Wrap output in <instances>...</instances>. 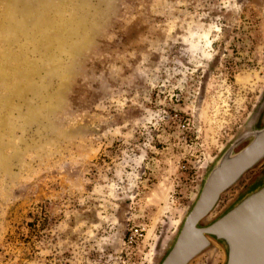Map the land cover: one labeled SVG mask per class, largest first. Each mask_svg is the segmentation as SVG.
I'll return each instance as SVG.
<instances>
[{
    "label": "rangeland",
    "instance_id": "1",
    "mask_svg": "<svg viewBox=\"0 0 264 264\" xmlns=\"http://www.w3.org/2000/svg\"><path fill=\"white\" fill-rule=\"evenodd\" d=\"M263 94L264 0H0V264H157Z\"/></svg>",
    "mask_w": 264,
    "mask_h": 264
},
{
    "label": "water",
    "instance_id": "2",
    "mask_svg": "<svg viewBox=\"0 0 264 264\" xmlns=\"http://www.w3.org/2000/svg\"><path fill=\"white\" fill-rule=\"evenodd\" d=\"M249 141L239 151L241 139ZM208 170L166 252L157 264H188L216 242L223 264H264V174L242 190L216 217L204 222L220 194L264 157V126L242 134Z\"/></svg>",
    "mask_w": 264,
    "mask_h": 264
},
{
    "label": "flooded vegetation",
    "instance_id": "3",
    "mask_svg": "<svg viewBox=\"0 0 264 264\" xmlns=\"http://www.w3.org/2000/svg\"><path fill=\"white\" fill-rule=\"evenodd\" d=\"M263 115H264V94L262 96V99L260 100V102L258 103V105L255 107V109L250 113V115L248 116V118L244 121V123L241 125V127L238 129L237 133L235 134V136L232 138V140L229 142V144L224 148V150L221 152V154L230 149L231 148V145L233 143H235V141L237 140V138L239 137H242V134H251L253 131L255 130H259L260 128H262L264 126V122L261 123V120L263 118ZM249 141V137L247 138H244V139H241L239 140L238 142L235 143L234 147L232 148V150L234 152H237L239 151L241 148H243L244 146H246V144L248 143ZM220 154V155H221ZM219 155V156H220ZM218 156V157H219ZM218 157L214 160V162L212 163V165L216 162V160L218 159ZM264 160V157L261 158L254 166H252L251 168H249L248 170H246L240 177L239 179L234 183L232 184L231 186H229L228 188H226L219 196L218 200H217V203L221 197V195L226 192L228 189H230L231 187H233L234 185H236L241 179L242 177L248 173L251 169H253L254 167H256L260 162H262ZM212 165L210 166V168L212 167ZM209 168V169H210ZM208 172V171H207ZM207 174V173H206ZM261 174H264V171L258 173L246 186H244V188L242 190H244L249 184H251L253 181L256 180V178L261 175ZM206 176V175H205ZM205 179V178H204ZM204 181V180H203ZM203 183V182H202ZM202 185V184H201ZM216 203V204H217ZM216 206V205H215ZM214 206V207H215ZM214 209V208H213ZM212 212V211H211ZM210 212V213H211ZM205 251V250H204ZM203 251V252H204ZM202 253V252H201ZM200 253V254H201ZM197 257V256H196ZM193 260V259H192ZM191 260V261H192ZM190 261V262H191ZM189 262V263H190ZM188 263V264H189Z\"/></svg>",
    "mask_w": 264,
    "mask_h": 264
},
{
    "label": "built area",
    "instance_id": "4",
    "mask_svg": "<svg viewBox=\"0 0 264 264\" xmlns=\"http://www.w3.org/2000/svg\"><path fill=\"white\" fill-rule=\"evenodd\" d=\"M142 235L141 229L131 228L126 234V250L132 249L133 245L137 242L139 237Z\"/></svg>",
    "mask_w": 264,
    "mask_h": 264
}]
</instances>
